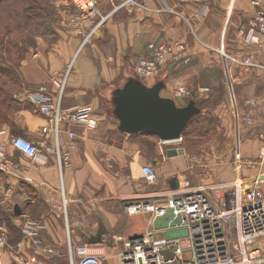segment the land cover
Returning a JSON list of instances; mask_svg holds the SVG:
<instances>
[{
	"label": "crops",
	"instance_id": "0c3cea01",
	"mask_svg": "<svg viewBox=\"0 0 264 264\" xmlns=\"http://www.w3.org/2000/svg\"><path fill=\"white\" fill-rule=\"evenodd\" d=\"M150 6L154 10L123 8L107 16L114 7L111 0H96L95 12L88 15H82L73 4V21L69 20L68 29L62 31L53 49L46 54L32 51V68L25 71L28 81H50L70 66L63 104L91 106L97 126L91 129L84 124L63 122L56 148L47 118L34 107H13L6 113L8 119L0 121L4 143L8 144L10 136L22 135L40 148L39 154L31 158L8 145V153L18 166L13 173L0 169V219L10 220V246L22 241L20 254L30 258L35 243L24 236L23 223L32 220L41 226V254L30 264H64L65 252L68 264L71 253L73 264H78L85 255L82 248H87L88 253L102 254V264H121L120 253L127 238L146 231H154L157 237L182 236L186 232L185 228L156 230L150 221L151 213L130 214L128 205L151 201L160 193L183 192L201 182H231L237 178L235 169L239 162L235 153L233 173L222 175L220 180L195 181L179 175V168L186 161L183 147L165 148L167 142L155 135L119 129V121H114L112 93L129 78H136L134 65L138 59L151 56L149 44L179 40L187 45L189 61L172 63L156 76L140 80L148 86L162 80L165 86L161 93L167 97L177 96L180 85L189 88L188 84L194 83L195 90L200 91L201 81L219 82L217 68L209 64L211 57H216L229 98L214 99L215 94L206 93L205 107L194 97L184 98L194 99L204 113L214 108L233 139L241 140L245 135L251 138L239 146L242 161L252 152L255 154L254 149L261 144L257 139L259 124L247 128L242 119L249 114L248 98L256 97L260 104L264 100V93L259 95L264 92V67L242 66L230 58L251 56L264 66V49L248 45L239 33L254 15L251 0H151ZM196 69L198 76L193 79L188 71ZM202 91L198 96L205 94ZM109 100L113 110L107 122L101 108H108ZM255 132L257 138L253 137ZM171 147L183 148L185 152L168 157L167 149ZM146 164L159 173L157 182H145L142 169ZM260 166L258 173L244 176L264 175V163ZM17 205L20 213L15 211ZM12 261L6 251L0 264Z\"/></svg>",
	"mask_w": 264,
	"mask_h": 264
},
{
	"label": "built area",
	"instance_id": "2783aa9c",
	"mask_svg": "<svg viewBox=\"0 0 264 264\" xmlns=\"http://www.w3.org/2000/svg\"><path fill=\"white\" fill-rule=\"evenodd\" d=\"M111 1L114 7L107 16L123 8L130 11L154 10L150 6L151 0ZM178 1L206 3L215 0ZM251 3L255 8L254 15L240 28L239 33L248 45L264 49V0H251ZM73 4L82 15L95 12L96 0H73ZM161 10L163 9L155 11ZM149 47L152 49L151 56L138 59L134 65L135 73L141 78L156 76L162 68H168L172 63L189 61L187 45L179 40L160 45L151 43ZM230 58L242 66L264 67L255 62L251 56L244 58L230 56ZM70 72L71 67L67 68L62 76L54 77L48 83L16 94L20 101L32 104L47 118L51 131L57 138L63 122L80 123L91 129L97 126V119L93 115L91 106H64L63 100ZM208 89L201 88L203 91ZM176 94L187 97L192 92L185 85H180ZM246 105L249 106V114L243 117L242 122L247 128L259 124L261 146L258 157L259 165H262L264 163V100L260 104L256 97H251L247 99ZM258 114L260 116L256 118ZM2 134L3 131L0 129L2 171L13 173L18 166L8 153V145L31 158L39 154V146L25 136H10L6 144L1 140ZM240 164L236 165L238 169ZM142 170L147 182L154 183L159 180V173L150 164L144 165ZM168 208H172L176 215H181V226L185 228V234L176 237H157L154 231H146L127 238L120 253L121 264H264V178L259 175L254 178L240 175L231 182H201L183 192L160 193L151 201H138L127 206L130 214L151 213V223L156 216L165 214ZM40 228L41 226L32 220L23 223L24 236L35 243L33 255L27 259L19 251L22 241L16 244V249L10 246L8 227L0 219V259L8 251L13 260L9 264L35 262L41 254L42 241L38 236ZM81 250L85 255L78 264H102V254L88 253L87 248ZM71 264H73L72 253Z\"/></svg>",
	"mask_w": 264,
	"mask_h": 264
},
{
	"label": "rangeland",
	"instance_id": "374dc122",
	"mask_svg": "<svg viewBox=\"0 0 264 264\" xmlns=\"http://www.w3.org/2000/svg\"><path fill=\"white\" fill-rule=\"evenodd\" d=\"M72 17L73 0L0 1V71H5L8 74L10 71L16 73L20 83H23V87L19 89V87H15L12 83V79L17 77L0 75V86L7 91L8 102L14 100L20 102L17 103V106L30 107L27 102L20 101V99L16 97V94L24 93L27 89H34L40 84L49 82V79L43 82L30 83L28 81L25 71L32 68V63L29 62L32 56V51L41 50L43 54L49 53V51L53 49L57 40L61 38L62 31L68 29L69 20ZM209 64L214 65L215 68H217L215 69V73H217L219 77V82L211 81L208 83L201 81L200 85L203 88L210 87L211 90L208 89L207 91H202L205 94L198 96L197 93L201 90H195L194 83L188 84L192 94L187 96V98L194 97L195 100L199 101L201 107H205L206 104H208V100L205 98L206 93L212 96L215 94L213 97L214 99L229 98V91L223 83L224 80L221 74V66L218 65L217 58L212 56ZM197 72V69L190 70L188 71V74L192 76L193 79H197ZM205 72L207 73V71ZM64 73L57 77L62 76ZM31 75H33V72ZM135 76L137 79L143 80L137 74H135ZM166 79L167 78H164V80ZM214 89H219V91L215 92ZM263 93L264 92H261L259 95ZM107 104L108 108H101V113L106 117V121L108 122L112 115L111 111L113 110V103L109 100ZM107 110L109 111L107 112ZM204 111L206 112V109H204ZM213 111L214 108L208 113H204L202 110V114H204L205 117L210 118L212 121L204 123L205 128L202 131H200L197 125H193L189 129L193 130L192 134L190 133L186 137L183 136L179 141L167 142L163 145L165 148L169 146H180L185 149L186 161L184 166L179 168L181 170H177L179 175L181 177H189L192 180L195 179V181L201 180L202 178L220 180L219 178H221L222 175L228 172H234L231 168L234 153L238 157V164L242 163L240 164V169L236 166L235 172L237 173V177L240 175H254L261 171V166L259 165L260 159L258 157L261 144L257 145L254 149L256 151L255 154L252 152L251 156L246 157V160L242 161L241 159L244 157L241 155V149H239V146L241 143L249 141L251 138L245 135L244 139H233L231 133H229L227 128L224 127L220 117L215 115ZM201 124L203 123H200V125ZM253 134V137L257 138L255 136L257 135V132ZM257 139L260 141L259 138ZM58 141L59 138H57L54 133L52 145L56 148L59 146L57 143ZM3 221L6 225L7 223H10V220L8 219H4ZM169 230H184V227L181 226ZM63 256V263L68 264L66 252Z\"/></svg>",
	"mask_w": 264,
	"mask_h": 264
},
{
	"label": "water",
	"instance_id": "95a60500",
	"mask_svg": "<svg viewBox=\"0 0 264 264\" xmlns=\"http://www.w3.org/2000/svg\"><path fill=\"white\" fill-rule=\"evenodd\" d=\"M164 86L162 80L154 86H148L140 79L129 78L123 87L113 91L114 121H119L122 132L152 134L163 142L182 138L184 130L202 110L194 99L187 101L178 95L163 96L161 91ZM184 152L183 148L171 147L167 149V156L173 157ZM15 211L20 213L18 205ZM181 223V215H176L172 208L156 216L153 221L156 230L176 228Z\"/></svg>",
	"mask_w": 264,
	"mask_h": 264
},
{
	"label": "trees",
	"instance_id": "16d2710c",
	"mask_svg": "<svg viewBox=\"0 0 264 264\" xmlns=\"http://www.w3.org/2000/svg\"><path fill=\"white\" fill-rule=\"evenodd\" d=\"M1 1V0H0ZM16 73L10 71L9 74L6 73L5 71H0V75H7L8 77L11 76V77H17V74L15 75ZM12 83L15 87H19V89H21L23 87V83H20V81L18 80V77L17 78H14L12 79ZM21 84V85H20ZM7 91L4 90V88L2 86H0V106L5 109L3 110L1 107V110H0V121H6L8 118L6 117V113L8 115V112L9 110L13 109V107H16L18 104L17 103H20L18 101H14L12 100V102H8V96H7ZM3 97V98H2ZM26 102V101H25ZM28 103V102H27ZM28 105L30 107H34L32 106V104L28 103ZM35 108V107H34ZM205 115H208V114H205ZM208 122H212L210 120V118H207L204 116V114H198L197 116L194 117V119L192 120V122L187 126V128L184 130L183 132V136L186 137L188 134H192L193 133V130H189L191 126L193 125H197V127L200 129V131H202L205 126H204V123H208ZM214 122V121H213ZM200 123H203L200 125ZM202 135V134H201ZM157 137V136H156ZM158 138V137H157Z\"/></svg>",
	"mask_w": 264,
	"mask_h": 264
}]
</instances>
